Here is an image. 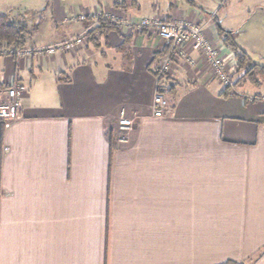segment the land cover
I'll return each mask as SVG.
<instances>
[{
  "label": "crops",
  "instance_id": "crops-1",
  "mask_svg": "<svg viewBox=\"0 0 264 264\" xmlns=\"http://www.w3.org/2000/svg\"><path fill=\"white\" fill-rule=\"evenodd\" d=\"M25 1L45 5L25 48L87 40L0 57V103L27 87L18 119L0 122V264H264V70L237 76L226 41L264 68L262 35L246 29H264V14L237 18L246 0L222 19L227 0ZM101 17L117 28L99 29ZM145 19L200 25L232 87L188 45L197 66L180 60L162 77L169 109L155 117L156 63L170 51L138 29Z\"/></svg>",
  "mask_w": 264,
  "mask_h": 264
},
{
  "label": "built area",
  "instance_id": "built-area-1",
  "mask_svg": "<svg viewBox=\"0 0 264 264\" xmlns=\"http://www.w3.org/2000/svg\"><path fill=\"white\" fill-rule=\"evenodd\" d=\"M138 29L153 30L169 46V55L161 58L156 63L158 82L162 77L171 73L170 68L175 61L186 60L190 65L196 63L185 51L186 46L189 45L193 51L204 57L217 79L226 87H232L230 76L219 48H216L207 40L200 25L145 19L138 24ZM86 40L87 35L83 34L45 48H12L8 52L20 59L36 55L55 54L58 51H71L80 47ZM26 90L27 87L24 84L17 82L4 92V100L0 103V122L2 124L9 125L18 119L21 108L20 98ZM168 109L169 103L167 97L157 91L154 98L153 115L157 118L163 117L166 115ZM119 123L124 131L132 129L134 125L133 121L126 117L125 112L121 113Z\"/></svg>",
  "mask_w": 264,
  "mask_h": 264
},
{
  "label": "rangeland",
  "instance_id": "rangeland-1",
  "mask_svg": "<svg viewBox=\"0 0 264 264\" xmlns=\"http://www.w3.org/2000/svg\"><path fill=\"white\" fill-rule=\"evenodd\" d=\"M84 1V0H83ZM151 0H147V1H145V0H142V3H143V8H145V7H149V5L151 4V2H150ZM48 2V0L46 1V3ZM230 2H232V5L234 4H237V3H239V2H237V0H230V1H226L224 4H226V6H225V8H224V10H223V12H222V15L220 16V18L223 16V14L226 12V10H228V7L230 6L231 7V4H230ZM26 3H28L27 1H25V0H0V14H4V13H7V12H5V11H9V10H13V8L14 7H18V8H20L21 10H17L16 12H21V13H23L24 15H26L27 16V18H28V20H29V22H30V25H31V30H32V33H31V36L28 38V42L29 43H31V41H32V39L34 38V36L37 34L36 33V28L38 27V25H39V19H38V16H40V14H41V12H39V10L40 9H42V8H40V7H44L45 5L44 4H42L39 8H37L38 10H35V11H26V6H25V4ZM220 3V2H219ZM218 5L217 4H215V8L217 7ZM239 6H240V8H242V11H240L241 12V14H239L238 16H237V18L240 16V15H242L241 17H243V16H245V21L247 20V17H248V15L250 14V13H256V12H258V13H261V14H264V0H246L244 3L243 2H240L239 3ZM17 8V9H18ZM238 10H239V8L237 7L236 8V11L238 12ZM242 12H244V13H242ZM8 13H10V12H8ZM13 13H15V12H13ZM240 18V17H239ZM222 19V18H221ZM233 18H231V20H232ZM234 19H236V18H234ZM216 22L218 23L219 21H218V19H216ZM260 23L262 24V23H264V21L263 20H261L260 19ZM228 23H226V25H227ZM245 24H248V23H245ZM253 24H256V23H252V24H248L247 26H246V29H247V31L249 30V35H248V38H249V40L250 41H253L254 42V40H256V39H258V38H260L261 37V35H262V40L264 41V29L263 28H259V29H257V27L255 26V25H253ZM262 25H264V24H262ZM141 30H143V29H141ZM237 49L239 50V52H242V53H245V51L244 50H242L238 45H237ZM255 49H262V48H255ZM220 50V52H221V49H219ZM232 50V49H231ZM247 56H248V58H249V62L248 63H246V65H245V67H242V69H240L239 70V68H238V66H236V68H235V71H236V74H237V76H241V74H243V75H245L246 76V72H247V75H252V73H253V70H254V74H257L258 72L257 71H262V70H264V68L263 67H261V66H259V65H255V63L254 64H252V62H251V58H250V55H248L247 53H245ZM221 56H222V54H221ZM223 59H224V62H225V64H226V68H227V72L229 73V76H230V82H231V84H233L234 83V80H235V78L237 79L238 77L236 76V77H233V71L232 70H230V64H229V61L228 60H226V57H222ZM254 58V61H256V58L257 57H253ZM180 61V60H179ZM179 61H175V62H179ZM258 61V60H257ZM175 62H174V64H173V66L175 65ZM184 63H187V66L189 67V68H194L195 66H197L196 65V63L195 64H193V65H190L189 63H188V61H186V60H184ZM254 65L255 66H259L258 68L256 67H254ZM171 67L170 68V72L172 73L173 71H174V67ZM253 69V70H252ZM229 70H230V72H229ZM170 73V74H171ZM241 73V74H240ZM253 74V75H254ZM260 76H263L262 74L261 75H259L258 76V78L259 79H261V77ZM217 79V78H216ZM218 81H220L219 79H217ZM257 81H259V80H257ZM240 82V80L238 81V83ZM220 83L224 86V88H229V87H226L221 81H220ZM241 83V82H240Z\"/></svg>",
  "mask_w": 264,
  "mask_h": 264
},
{
  "label": "trees",
  "instance_id": "trees-1",
  "mask_svg": "<svg viewBox=\"0 0 264 264\" xmlns=\"http://www.w3.org/2000/svg\"><path fill=\"white\" fill-rule=\"evenodd\" d=\"M125 6V4L120 5ZM125 8V7H124ZM117 28V23L107 18H99V29H114ZM32 30L29 24V20L26 15L22 14L18 17H12L10 15L0 14V57L6 52L15 49H23L28 44V38L31 35ZM93 34V33H92ZM92 36V35H91ZM228 45L235 53L237 59V66L240 69L249 62V58L245 53L239 52L237 45L230 39H226ZM254 67L258 68L259 66ZM253 70V69H252ZM162 79L158 82V90L163 95L167 96L169 91L162 86ZM224 264H237L233 262H227Z\"/></svg>",
  "mask_w": 264,
  "mask_h": 264
}]
</instances>
